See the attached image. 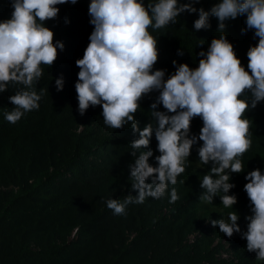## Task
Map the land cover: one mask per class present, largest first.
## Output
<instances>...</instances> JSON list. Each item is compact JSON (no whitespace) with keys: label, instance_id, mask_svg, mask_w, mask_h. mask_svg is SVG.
I'll use <instances>...</instances> for the list:
<instances>
[{"label":"trees","instance_id":"1","mask_svg":"<svg viewBox=\"0 0 264 264\" xmlns=\"http://www.w3.org/2000/svg\"><path fill=\"white\" fill-rule=\"evenodd\" d=\"M219 2L199 0L194 6L208 11ZM90 3L58 5V17L45 22L54 31V41L65 47L58 50L52 66H40L43 74L33 86L41 95L38 109L12 124L4 115L13 108L9 96L24 86L9 84L0 92V264H264L242 249L241 233L229 238L210 223L234 209H225L219 195L213 203L199 200L201 181L210 170L198 157L203 141L193 146L185 171L163 197L133 202L124 215L107 207L109 199L138 195L131 187L129 165L134 162L130 142L139 134L130 124L120 129L107 126L102 106H90L84 115L78 110L76 61L83 57L94 30ZM12 12V0H0V21L10 19ZM198 18V11L184 12L174 24L149 27L159 50L153 71L166 70L167 79L181 63L198 67L201 57L196 54L207 51L212 39L223 34L215 16H210L209 29L197 31ZM225 25L227 39L247 70V53L258 37L253 30L245 31V15L229 18ZM61 75L64 87L58 91L55 81ZM158 95L153 91L140 101L135 115L141 129L154 123L150 106ZM157 110L165 111L162 104ZM242 118L250 121L252 143L238 157L244 172L231 174L235 187L229 194L238 198L233 207L243 232L245 217L251 214L245 177L257 168L264 172V101ZM202 126L201 118H193L191 134L198 136ZM157 144L153 135L149 147L154 166L160 154ZM172 187L179 197L175 202H170ZM225 241L234 250V259L223 256Z\"/></svg>","mask_w":264,"mask_h":264},{"label":"clouds","instance_id":"2","mask_svg":"<svg viewBox=\"0 0 264 264\" xmlns=\"http://www.w3.org/2000/svg\"><path fill=\"white\" fill-rule=\"evenodd\" d=\"M68 2L75 4L77 0H12L11 18L0 21V92L7 91L9 84L24 86L9 96L13 108L4 115L12 124L39 108L41 95L33 86L43 74L40 66H52L58 50L65 47L62 41H54V31L45 22L57 18V6ZM196 3L199 0L147 4L144 0H91L89 15L94 30L83 57L76 61L80 69L75 85L78 110L84 115L90 106H102L107 126L120 129L130 124L139 134L130 142L134 162L129 165L131 187L138 195L129 194L123 201L109 199L107 207L114 214L124 215L133 202L142 204L148 197H163L185 171L193 146L203 141L198 157L210 170L201 181L199 200L213 203L219 195L225 209H234L210 223L229 238L241 233L247 240V251L264 261V172L257 168L245 177L244 190L251 207V214L245 217L246 231L242 232L239 212L233 207L238 198L229 194L235 187L231 174L244 172L238 157L252 143L250 121L242 116L264 101V0H221L208 11L197 9ZM197 11V31L209 29L210 16H215L223 34L212 39L207 51L196 54L201 57L198 67L181 63L165 79L166 70L153 71L159 50L149 27L161 29L176 23L181 13ZM240 15L246 16L245 31L253 30L258 37V43L248 50L247 70L224 32L225 21ZM55 83L57 90H62L63 75ZM153 91L159 92L150 106L154 123L148 122L141 129L135 114L142 98ZM161 104L165 111L157 110ZM195 117L203 121L198 136L191 134ZM153 135L160 153L155 156V166L150 163ZM178 198L172 187L170 202Z\"/></svg>","mask_w":264,"mask_h":264},{"label":"rangeland","instance_id":"3","mask_svg":"<svg viewBox=\"0 0 264 264\" xmlns=\"http://www.w3.org/2000/svg\"><path fill=\"white\" fill-rule=\"evenodd\" d=\"M239 220H240V217H239ZM246 230H247V226L243 229V231H246ZM240 239H241V243H242V246H241L242 249L247 251V248H246V246H247V240L246 239H243L241 235H240ZM225 243H226V246L225 247L227 248L226 249L227 251H225V252L227 253V255H228V257L230 259H234V257H235L234 250H231L230 249V244L227 243V241H225ZM250 253H251V256L256 259V253H254V252H250Z\"/></svg>","mask_w":264,"mask_h":264},{"label":"built area","instance_id":"4","mask_svg":"<svg viewBox=\"0 0 264 264\" xmlns=\"http://www.w3.org/2000/svg\"><path fill=\"white\" fill-rule=\"evenodd\" d=\"M224 254L225 255H223L225 258H228L229 260H230V258L228 257V255H227V253L226 252H224ZM235 261L237 262L238 260L237 259H235Z\"/></svg>","mask_w":264,"mask_h":264}]
</instances>
